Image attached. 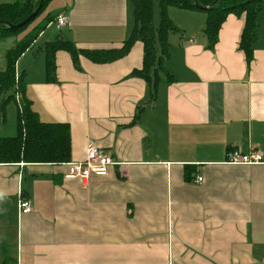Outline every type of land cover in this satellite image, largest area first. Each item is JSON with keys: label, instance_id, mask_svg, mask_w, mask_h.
<instances>
[{"label": "crops", "instance_id": "0c3cea01", "mask_svg": "<svg viewBox=\"0 0 264 264\" xmlns=\"http://www.w3.org/2000/svg\"><path fill=\"white\" fill-rule=\"evenodd\" d=\"M61 3L50 24L68 16V35L48 36L42 69L16 79L43 122L69 125L72 163L93 143L117 165L81 181L65 178L68 164H0V264H264V18L247 64L244 12L229 14L211 45L207 10L180 9L182 38L166 63L174 81L163 78L150 102L147 83L131 77L143 65L140 42L110 63L81 56L79 70L58 51L57 82H47L46 44L121 49L134 25L132 0ZM7 40L16 33L0 45ZM36 44L19 60L31 62ZM10 50L0 51V72ZM233 149L262 162L229 164Z\"/></svg>", "mask_w": 264, "mask_h": 264}, {"label": "trees", "instance_id": "16d2710c", "mask_svg": "<svg viewBox=\"0 0 264 264\" xmlns=\"http://www.w3.org/2000/svg\"><path fill=\"white\" fill-rule=\"evenodd\" d=\"M50 1L16 0L14 3L0 4V41L17 33L22 28L13 30L7 24H20L39 7L38 15H40ZM132 2L134 25L121 49H80L73 42L63 39L46 44L47 82H57L55 55L58 51L68 52L74 67L79 70L81 56L97 64L110 63L125 57L133 45L140 42L144 47L143 65L140 70H135L131 77L140 78L147 83L150 102H154L161 80L164 78L168 82L174 81V76L166 69V63L170 58L169 36L179 32V29L167 17V10L169 7L184 10L200 8L194 5V0H159L160 22L155 25L154 5L156 0H132ZM199 3L208 7L205 34L211 45L216 44L220 28L229 14L234 13L238 16L243 12L246 14L245 28L239 49L244 52L247 64H250L253 59V45L264 18V0H199ZM34 42L35 39L28 40L8 51L6 70L0 72V92L16 87L18 93L17 99L15 98L18 111L17 135L15 137H0V164L66 165L72 160L69 125L43 122L39 115L33 111L31 102L25 97L23 77L16 79L17 61ZM192 170L191 167L185 169L184 175L188 181H190Z\"/></svg>", "mask_w": 264, "mask_h": 264}, {"label": "rangeland", "instance_id": "374dc122", "mask_svg": "<svg viewBox=\"0 0 264 264\" xmlns=\"http://www.w3.org/2000/svg\"><path fill=\"white\" fill-rule=\"evenodd\" d=\"M157 6V16H155V25H158L160 22V11L159 0L155 2V8ZM61 0H51L44 8L43 12L37 16L33 21L28 23L26 26L22 27L16 33V42L7 40L0 45V51H7L13 48V45L16 46L20 43H25L28 40L35 39L37 43L36 46L32 49V53H29L31 62L26 61L25 58L19 60L16 64V72L19 76L26 69L32 67L34 73L38 71V68L42 69V64L45 63L44 54L41 52V47L44 45V41L48 36H53V40L56 37L61 36L65 37L68 35L67 30H59L56 25H51L52 18L56 17V13L59 9H62ZM154 8V12H155ZM180 9L177 7H169L167 10V17L174 23L176 19L181 21L182 17ZM174 16V17H173ZM174 20V21H173ZM178 21V20H176ZM179 22V21H178ZM182 38V33H172L169 36V43L171 46V41L174 44V40ZM14 43V44H13ZM31 63V64H30ZM2 67H5V62L3 61ZM28 65V66H26ZM28 67V68H27ZM20 73V74H19ZM18 80V78H17ZM18 93L17 88L8 89L5 92H0V137H15L17 135V99ZM11 97V98H10ZM10 98V100H8ZM16 98V99H15ZM8 100V101H7ZM7 101V102H6Z\"/></svg>", "mask_w": 264, "mask_h": 264}, {"label": "built area", "instance_id": "2783aa9c", "mask_svg": "<svg viewBox=\"0 0 264 264\" xmlns=\"http://www.w3.org/2000/svg\"><path fill=\"white\" fill-rule=\"evenodd\" d=\"M58 29L70 28L71 22L68 16L59 15L56 20ZM262 157L257 152L245 155L240 149H233L228 153L227 163L233 165H254L260 164ZM112 155L103 150L100 146L93 143L88 144L86 149V158L82 162L69 163L68 170L65 174L66 179H77L88 181L92 176L105 177L111 168L116 166ZM197 183L202 182V178H197ZM19 209L22 214L32 212V206L27 200L21 199Z\"/></svg>", "mask_w": 264, "mask_h": 264}, {"label": "water", "instance_id": "95a60500", "mask_svg": "<svg viewBox=\"0 0 264 264\" xmlns=\"http://www.w3.org/2000/svg\"><path fill=\"white\" fill-rule=\"evenodd\" d=\"M194 5L200 9H204V10L208 9V7H204V6L200 5L199 0H194ZM39 11H40V7L38 9H36L27 19H25L23 22H21L18 25H12V24H7V25L10 29H13V30L19 29V28L25 26L26 24H28L30 21H32L38 15Z\"/></svg>", "mask_w": 264, "mask_h": 264}]
</instances>
